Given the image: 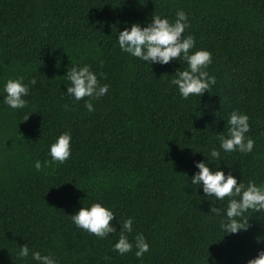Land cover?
Segmentation results:
<instances>
[{"label":"trees","instance_id":"obj_1","mask_svg":"<svg viewBox=\"0 0 264 264\" xmlns=\"http://www.w3.org/2000/svg\"><path fill=\"white\" fill-rule=\"evenodd\" d=\"M178 10L195 40L190 52L212 55L206 70L216 83L201 97L182 98L170 84L183 62L150 65L117 42L125 22L174 21ZM71 64L90 65L109 85L94 111L88 97L65 93ZM18 77L29 85L27 106L9 108L0 96V264H37L32 251L58 264H247L264 249V214L249 210L236 218L247 230L225 234L223 212L210 209L228 198L213 205L190 179L216 148L210 167L264 185V0H0V88ZM233 110L249 117V153L219 147ZM64 132L71 156L45 164ZM94 202L114 212L117 232L98 238L73 224L70 215ZM130 217L128 239L143 233L150 246L141 258L135 247H112ZM24 244L30 252L20 257Z\"/></svg>","mask_w":264,"mask_h":264},{"label":"clouds","instance_id":"obj_2","mask_svg":"<svg viewBox=\"0 0 264 264\" xmlns=\"http://www.w3.org/2000/svg\"><path fill=\"white\" fill-rule=\"evenodd\" d=\"M175 20L170 21L167 17L153 14L151 21L142 25L139 22L128 24L123 30L118 31L117 42L121 52L152 65L168 64L172 61H180L182 66L171 74V85H175L182 98L192 95L202 96L209 92L215 85L216 78L206 70L212 63V55L207 49H198L190 52L195 47L192 35H184L188 27V17L185 11L178 10ZM186 62V63H185ZM66 94L74 101L84 97V107L94 111L92 100L106 95L109 90L108 84H101L97 74L91 70L90 65L83 66L71 64L65 74ZM30 84L35 85L33 78ZM29 85L23 82V77L9 78L0 88L3 104L12 109H23L27 106ZM67 107V105L65 106ZM29 116L25 117L26 121ZM227 135H220L219 147L225 152L240 151L249 153L253 150L254 140L247 137L250 130L249 117L247 114L233 110L226 120ZM71 134L64 132L59 135L55 142L49 145L47 155L51 158L45 164L64 163L71 156ZM205 155V154H204ZM207 157V162L201 160L195 162L197 171L191 176V183L202 188L206 198L211 197L213 205L215 201H223L228 198L226 207L221 209L212 206L210 213L220 215L223 212L225 219L221 223V229L225 234H235L240 230H247L249 223L245 226L242 220L244 214L249 210L264 214V185H257L249 181L247 185L242 180L238 182L236 176L217 166L210 167V161L214 162L220 158V151L212 148ZM36 170L41 169V162L34 164ZM73 224L98 238H105L110 233L117 232L116 227L110 223L115 218L114 212L100 202H94L90 206H83L77 212L70 215ZM120 228V236L113 244V250L120 255L132 251L135 247V256L141 258L149 250V244L143 233H137L134 243L128 239L126 233L133 231V218L123 221ZM264 241V237H257V242ZM30 249L28 244L19 247L18 255L27 257ZM31 259L37 264H58L50 254H41L40 251H32ZM247 264H264V249L258 251L256 257L249 259Z\"/></svg>","mask_w":264,"mask_h":264}]
</instances>
